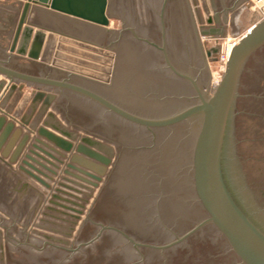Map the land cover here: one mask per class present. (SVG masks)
Here are the masks:
<instances>
[{
  "label": "water",
  "instance_id": "1",
  "mask_svg": "<svg viewBox=\"0 0 264 264\" xmlns=\"http://www.w3.org/2000/svg\"><path fill=\"white\" fill-rule=\"evenodd\" d=\"M41 8L111 22L108 0H0V152L15 120L64 152L37 222L0 227L4 264H264V19L209 96L188 0H127L116 53L35 27ZM18 135L2 156L56 175Z\"/></svg>",
  "mask_w": 264,
  "mask_h": 264
},
{
  "label": "rangeland",
  "instance_id": "2",
  "mask_svg": "<svg viewBox=\"0 0 264 264\" xmlns=\"http://www.w3.org/2000/svg\"><path fill=\"white\" fill-rule=\"evenodd\" d=\"M188 1L211 75L210 84L207 90V95L210 96L223 74L220 55L227 51V47L230 43H233L237 39H241L251 26H254L260 20L264 19V0H207L209 13L213 19L212 24L206 22V16L204 13H202L203 23H199L195 14L194 3L192 0ZM108 2V12L111 22L108 28L109 32L103 34V37L105 36V38L101 39V42L116 53L121 24L123 21L129 20L127 0H112ZM199 6L202 11L200 2ZM18 19L8 49L11 46ZM93 31V33H98L96 29ZM112 33H114V35ZM214 50H216V52H213ZM207 52H210L211 55H208ZM28 132L30 139L36 135L30 129ZM35 144L37 143L33 142V140L32 142L29 141L28 147L31 148ZM35 150L37 151V149ZM38 153L44 155V153ZM44 156L43 159L36 158L45 165H48V167L53 168L56 171V175H58L62 171L63 163L61 165L58 163L59 168H54L48 164L47 160L50 161L48 156ZM0 160H2V156H0ZM17 164L19 166L20 161H18ZM17 164L13 165L9 162L8 165H2L3 167L0 166V209L2 210V223L0 227L30 230V224L36 223L38 219L39 210L42 206V193H50V190L45 188L43 183L39 182L37 179L26 175H24V177H19L17 173L18 171H15L18 169ZM14 166H16L17 169H12ZM34 166L37 169L42 170L45 174H48V176L51 175L38 165L34 164ZM36 176L37 178L48 182V185L49 183L52 184L54 182L39 173L36 174ZM51 177L54 178L53 175H51ZM57 177H55V180ZM0 264H4L1 234Z\"/></svg>",
  "mask_w": 264,
  "mask_h": 264
},
{
  "label": "crops",
  "instance_id": "3",
  "mask_svg": "<svg viewBox=\"0 0 264 264\" xmlns=\"http://www.w3.org/2000/svg\"><path fill=\"white\" fill-rule=\"evenodd\" d=\"M108 1H112V0H108ZM243 1H245V0H243ZM41 9H43V8H41ZM43 10L46 11L48 14L44 15L45 17L41 18L40 20L32 22L35 27H39V28H42V29H45V30H48V31H53V32H57L59 34H63V35H66V36L77 38V39H80L82 41H86V42H89L91 44H95V45H98V46H105L106 47V45L101 42V39L105 38V36L103 37V34L108 33L109 30L105 31V29L98 28L97 26H93V25L88 24L86 22H83V21H80V20H76V19H73V18H70V17H67V16H63V15L51 12L49 10H45V9H43ZM20 12H21V10H20ZM19 15H20V13H19ZM88 26H90V27H88ZM95 29L98 31V33H93L94 32L93 30H95ZM112 34L114 35V33H112ZM115 36H116V34H115ZM7 53H10L9 49H7ZM0 113L2 115L4 114L5 116H9V115H7L8 112L4 111L1 107H0ZM8 122H11V120H8ZM13 122H14L13 123L14 124L13 130L10 132V135H9V137L6 140L5 143L7 144L9 139H11L16 132H19V135H18V137L16 139V145H17V143H19L21 141V139L25 135L29 136V134H28L29 133L28 132L29 129L20 121H16L15 120ZM31 138L32 139H29V141L32 142V140L35 138V135L33 137H31ZM29 141H28V143H29ZM6 144L3 146V149L1 150L2 152L4 151V149L6 147ZM27 146H28V144H27ZM38 147H41V146H38ZM50 147H52V146H50ZM41 149L44 152L49 153V155H51L55 159H59L60 160V163H59L60 165L63 163V159L58 158V156L55 155L54 153H52L50 150H47L44 147H41ZM25 151H26V147H25ZM2 152H0V156H2ZM12 152L13 151H10L9 154H7V157L2 156V160H0V166L1 167H3L2 165H8L9 164V162H10L9 159H10V157L12 155ZM38 152H40V151H36V153H38ZM59 153H61V152H59ZM40 157L44 158L45 156L44 155H40ZM49 159H50L49 163H51V166L53 165V167H54V165H55L56 167H59L58 162L54 161L51 158H49ZM7 161H8V163H7ZM16 164L17 163H13V165H16ZM17 167H19L18 164H17ZM17 167L14 166L12 169H17ZM51 169L54 170L53 168H51ZM15 171L16 172L18 171L17 173H18L19 177L23 175V174L21 175V173L19 172V169L15 170ZM46 175H48V174H46ZM48 177H50L51 179H54V181H55V177L52 178L51 175L48 176Z\"/></svg>",
  "mask_w": 264,
  "mask_h": 264
},
{
  "label": "bare ground",
  "instance_id": "4",
  "mask_svg": "<svg viewBox=\"0 0 264 264\" xmlns=\"http://www.w3.org/2000/svg\"><path fill=\"white\" fill-rule=\"evenodd\" d=\"M250 29H253V26H251L248 30H250ZM248 30L246 31V33L244 34V35H246L247 33H248ZM241 38V37H240ZM241 39H237V40H235L233 43H230V45L227 47V52L228 53H230L231 52V50H232V48L240 41ZM220 82V81H219ZM35 137H36V135H35ZM41 139V138H40ZM34 140V139H33ZM34 142V141H33ZM41 144H35L36 145V147H38V146H41V147H44V148H46V149H48V150H50L52 153H54L55 155H57L58 156V158H60V159H63V156H64V152H62V151H58L55 147H50L51 145H49L44 139H42L41 140ZM41 147H38V149L39 150H37V151H40L41 153H44V155H46V156H48L49 158H51V159H53L54 161H56V162H58V163H60V160L59 159H55L54 157H52L51 155H49V153H46V152H44L42 149H41ZM59 152H61V153H59ZM51 164V163H50ZM53 166V165H52ZM54 168H59V167H56L55 165H54ZM18 169H19V167H18ZM24 169H26V168H24ZM26 171H29L32 175H34L35 177H37L36 176V174H38L36 171H33V170H31V169H29V170H27L26 169ZM41 171V170H40ZM19 172L21 173V175L22 176H24V175H26V176H28L25 172H22V171H20V169H19ZM51 174V173H50ZM42 175L44 176V177H46L47 179H49V180H52V181H54V179H51L50 177H48V175H46V174H44L43 172H42ZM51 175H53V174H51ZM56 176H58V175H53V177H56ZM29 177V176H28ZM40 180H42V179H40ZM43 181V180H42ZM43 186L45 187V188H47V189H49L50 190V187H51V185L49 184L48 185V183L47 182H45V181H43ZM48 186V187H47Z\"/></svg>",
  "mask_w": 264,
  "mask_h": 264
},
{
  "label": "flooded vegetation",
  "instance_id": "5",
  "mask_svg": "<svg viewBox=\"0 0 264 264\" xmlns=\"http://www.w3.org/2000/svg\"><path fill=\"white\" fill-rule=\"evenodd\" d=\"M237 1H243V0H237ZM7 24H8V22H7ZM5 25H6V24L4 23L3 26H5ZM220 31H222V30H220ZM215 52H216V50H215ZM11 61H12V60H11ZM5 66H6V67H9V68H11V69H13V67L10 66V62H9V63H6ZM31 66H32V65H31ZM30 69H31V68H30ZM16 70H17V71H20V72H27V71H25V69H21V68H16ZM28 71H29V70H28ZM28 74H31V73L28 72ZM22 95H23V94H22ZM102 96H103V95H102ZM103 97H104V96H103ZM197 97H198V93L196 92V95H195L193 98H197ZM21 98H22V96L20 97V100H21ZM20 100H19V101H20ZM18 103H19V102H18ZM161 129H162V128H161ZM163 129H168V128H163ZM92 148H93V147H92ZM97 151H98V150H97ZM98 152H100V151H98ZM100 153L103 154V155H105V156H107V157H109V158H111V156H109L108 154H105V153H103V152H100ZM111 160H112V158H111ZM99 164H101V163H99ZM111 164H112V162H111ZM111 164H110V165H111ZM101 165H102V164H101ZM110 165H109V166H110Z\"/></svg>",
  "mask_w": 264,
  "mask_h": 264
},
{
  "label": "built area",
  "instance_id": "6",
  "mask_svg": "<svg viewBox=\"0 0 264 264\" xmlns=\"http://www.w3.org/2000/svg\"><path fill=\"white\" fill-rule=\"evenodd\" d=\"M231 53V52H230ZM230 53H228L227 51L225 52V53H222L221 55H220V60H221V63H222V69H223V73H224V71H225V67H226V64H227V62H228V60H229V56H230ZM221 80V79H220ZM219 80V81H220ZM219 82H217V84H218Z\"/></svg>",
  "mask_w": 264,
  "mask_h": 264
}]
</instances>
